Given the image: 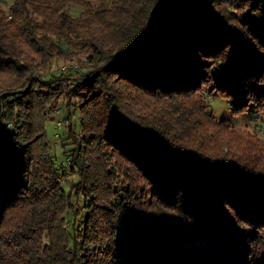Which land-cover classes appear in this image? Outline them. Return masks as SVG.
<instances>
[{"label":"trees","instance_id":"obj_1","mask_svg":"<svg viewBox=\"0 0 264 264\" xmlns=\"http://www.w3.org/2000/svg\"><path fill=\"white\" fill-rule=\"evenodd\" d=\"M86 53L73 81L45 78ZM206 93L264 114V0L0 7V264H264V171ZM61 100L71 180L44 125Z\"/></svg>","mask_w":264,"mask_h":264},{"label":"rangeland","instance_id":"obj_2","mask_svg":"<svg viewBox=\"0 0 264 264\" xmlns=\"http://www.w3.org/2000/svg\"><path fill=\"white\" fill-rule=\"evenodd\" d=\"M89 2L92 8L103 9L110 8L117 0H89ZM11 3L12 0H0V7L8 10ZM67 8L74 15H78L84 9L83 6L74 3H68ZM64 46L66 45L64 44ZM91 62V57L87 53L81 55L67 54L63 57L54 58L46 69L45 78L70 77V80L73 81L74 77L79 75L74 69L76 68L82 72L92 64ZM206 100L209 109L217 118L227 119L236 128L234 133L229 134L230 140L233 142L234 150H237L235 147L243 146L246 140L251 141L252 148L248 158L252 160L254 168L264 171V114L251 107L248 112L242 115H233V104L227 98L206 93ZM61 101L62 103L56 109L49 111L44 125L49 145L55 156V162L57 166L69 172L68 178L71 180V178L75 179L76 176L70 172L71 165L69 164V158L66 152L72 149L74 144L67 137L69 133L67 117L70 115L73 130L78 132L80 130V116L78 109L72 108L69 112L67 111L65 100ZM240 131L242 134H238ZM258 148L263 150H259ZM64 180L67 181L66 178ZM173 214L175 213H169L168 218L178 224L181 233L183 232L187 236H190L194 232L192 225L184 220L180 221ZM192 236L196 243L202 241L200 236ZM185 242L189 243L190 241L185 239Z\"/></svg>","mask_w":264,"mask_h":264}]
</instances>
